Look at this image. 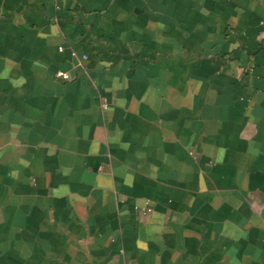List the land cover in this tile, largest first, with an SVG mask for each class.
<instances>
[{
	"label": "crops",
	"instance_id": "crops-1",
	"mask_svg": "<svg viewBox=\"0 0 264 264\" xmlns=\"http://www.w3.org/2000/svg\"><path fill=\"white\" fill-rule=\"evenodd\" d=\"M0 264H264V0H0Z\"/></svg>",
	"mask_w": 264,
	"mask_h": 264
},
{
	"label": "built area",
	"instance_id": "built-area-1",
	"mask_svg": "<svg viewBox=\"0 0 264 264\" xmlns=\"http://www.w3.org/2000/svg\"><path fill=\"white\" fill-rule=\"evenodd\" d=\"M56 77L58 79L64 80V81H69L71 80V74L67 71H63V70H58L56 72ZM148 210L150 211V208H148Z\"/></svg>",
	"mask_w": 264,
	"mask_h": 264
}]
</instances>
